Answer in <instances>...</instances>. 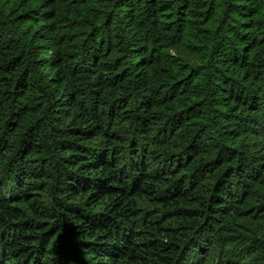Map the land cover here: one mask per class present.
Returning <instances> with one entry per match:
<instances>
[{"label":"trees","instance_id":"obj_1","mask_svg":"<svg viewBox=\"0 0 264 264\" xmlns=\"http://www.w3.org/2000/svg\"><path fill=\"white\" fill-rule=\"evenodd\" d=\"M0 264H264V0H0Z\"/></svg>","mask_w":264,"mask_h":264}]
</instances>
